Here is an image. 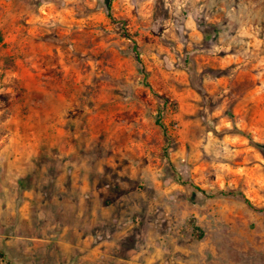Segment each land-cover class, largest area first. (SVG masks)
I'll return each mask as SVG.
<instances>
[{"label": "rangeland", "instance_id": "obj_1", "mask_svg": "<svg viewBox=\"0 0 264 264\" xmlns=\"http://www.w3.org/2000/svg\"><path fill=\"white\" fill-rule=\"evenodd\" d=\"M23 1L88 75L74 141L117 235L93 261L40 243L0 264H264V0Z\"/></svg>", "mask_w": 264, "mask_h": 264}, {"label": "crops", "instance_id": "obj_2", "mask_svg": "<svg viewBox=\"0 0 264 264\" xmlns=\"http://www.w3.org/2000/svg\"><path fill=\"white\" fill-rule=\"evenodd\" d=\"M34 21L23 0H0V251L41 243L93 261L113 253L117 233H95L111 207L92 180L100 169H91L90 149L83 160L74 141L76 91L88 75ZM39 234L46 239L37 242Z\"/></svg>", "mask_w": 264, "mask_h": 264}, {"label": "trees", "instance_id": "obj_3", "mask_svg": "<svg viewBox=\"0 0 264 264\" xmlns=\"http://www.w3.org/2000/svg\"><path fill=\"white\" fill-rule=\"evenodd\" d=\"M193 187H194L197 191L203 193V191H202L200 188H198L197 186H193ZM215 195H217V196L239 195V196H241V197L244 199V201L246 202V204H248V205L251 206L250 201H249L248 199L245 198V196H244V194H243L242 192H225V191H220L219 193H217V194H215ZM215 195H214V196H215ZM211 197H213V196H211Z\"/></svg>", "mask_w": 264, "mask_h": 264}]
</instances>
